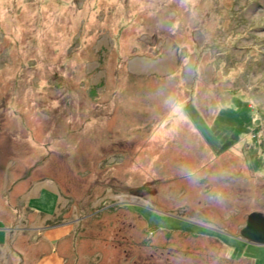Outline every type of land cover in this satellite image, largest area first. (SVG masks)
Segmentation results:
<instances>
[{
    "label": "rangeland",
    "instance_id": "1",
    "mask_svg": "<svg viewBox=\"0 0 264 264\" xmlns=\"http://www.w3.org/2000/svg\"><path fill=\"white\" fill-rule=\"evenodd\" d=\"M0 212L8 264H264V0H0Z\"/></svg>",
    "mask_w": 264,
    "mask_h": 264
},
{
    "label": "flooded vegetation",
    "instance_id": "2",
    "mask_svg": "<svg viewBox=\"0 0 264 264\" xmlns=\"http://www.w3.org/2000/svg\"><path fill=\"white\" fill-rule=\"evenodd\" d=\"M191 223H194L195 225H197V226H201L202 228L203 227H207V228H212V229H219V228H217L216 226L215 227H212V226H208V225H205V224H203V223H199V222H197V221H193V220H191V219H188ZM214 226V225H213ZM243 226H241V228H240V231H239V235L237 236H235L234 237V239H232V240H235V241H237V242H245V243H247V244H249V245H253V244H251V243H249V242H247V241H244L243 239H242V236H241V232H242V230H243ZM219 230H221V231H226V230H224V229H219ZM158 235H160V236H162V235H165V239L164 240H167L166 241V243H169V242H171V241H176V240H174V238L175 237H181L182 238V240L181 241H177V242H174V243H172V247H174L172 250L174 251V253H177V252H182V250L183 249H186L188 246L190 247V246H194V241H199V240H206V241H210V239H216V238H210V237H208V236H205V235H203V234H199V233H197V232H194V230L192 231V229H190V228H187V229H184V228H176V229H173V228H164V229H162V230H159V233H158ZM184 238V239H183ZM206 238H208V239H206ZM160 242V241H159ZM216 242L218 243V253L219 254H221V252L223 253V256L222 255H219V258L218 259H216V261H214V262H216V263H222V260H224L223 259V257L225 256V258L226 257H228V256H226V252H228L229 253V257H230V259L232 260V261H235L232 257H233V252H234V248L231 246V247H228V245H226V242H221V240H219V239H216ZM204 243L205 242H203V243H201V242H198L197 244H199V246H197L196 248H198L199 250H200V252H202L203 251V249L204 250H206V251H203V253H200L199 255H204V256H206V257H198V258H202V260L201 261H199V264H204V262H206V263H208V261L210 262V261H212L211 260V257H210V250H207V249H205L204 247H207L206 245H204ZM164 247H166V245H163ZM204 246V247H203ZM163 247V248H164ZM224 250H225V253H224ZM199 255H192V257L194 258L193 259V261L195 262V256H199ZM177 257V256H176ZM185 258V257H184ZM190 258V257H189ZM192 259V258H191ZM227 259V258H226ZM175 261H177V263L178 264H187V263H189V261L187 260V261H183V260H180V261H178L177 259L175 260ZM196 263V262H195Z\"/></svg>",
    "mask_w": 264,
    "mask_h": 264
},
{
    "label": "crops",
    "instance_id": "3",
    "mask_svg": "<svg viewBox=\"0 0 264 264\" xmlns=\"http://www.w3.org/2000/svg\"><path fill=\"white\" fill-rule=\"evenodd\" d=\"M43 189H49V190L54 191V192L57 193L56 190H53V189L48 188V187L38 188L34 193L33 192H30V189H29V190H26V195L24 196V202L25 201H28L30 198H33V197L38 196ZM59 211H60L59 210V207H57V213L60 216V212ZM27 212H28V208H27V211H25V213L27 214ZM0 214L1 215H4V216L6 215L5 213H1V212H0ZM54 218L55 217H50V216L45 217V216L37 215V214H34L33 213V214L30 215V221H28V224H27L28 229H25V226H26L25 225L24 226V229L21 230V232H24V233L29 232L31 235L40 236L42 239L44 237H47L49 239L57 238L59 240L60 238H62V236L64 235V233L66 232V230L68 231V229L71 228L72 223L71 222L70 223L68 222V223H64V224L59 225V226H54L55 224L51 223L53 220H54L53 222L55 223L56 219H54ZM17 226H18V224L16 223V227ZM19 229H16V230H14L13 228L10 229V233H8V239H9V237H10L11 234H13L14 236H18L19 235L18 234L19 233L18 232ZM3 239H4V237L2 236V241H3ZM18 240H17V242H18ZM43 248H45L44 245H43ZM53 248H54V250L57 249L56 246L53 247ZM62 248L65 251L68 247L66 245H64ZM11 253L12 252H11V250H10L9 247H7L6 245H1L0 246V264H2V258L6 254H8V257H7V264H8L9 254H11ZM54 258H56V257L55 256L48 257L45 260H43L41 262V264H45V263H47V264H55L54 261H53ZM34 260H35V263L34 264H36L37 261H39L37 259V255H35V259Z\"/></svg>",
    "mask_w": 264,
    "mask_h": 264
},
{
    "label": "water",
    "instance_id": "4",
    "mask_svg": "<svg viewBox=\"0 0 264 264\" xmlns=\"http://www.w3.org/2000/svg\"><path fill=\"white\" fill-rule=\"evenodd\" d=\"M242 239L253 245L264 246V215L253 213L241 232Z\"/></svg>",
    "mask_w": 264,
    "mask_h": 264
},
{
    "label": "bare ground",
    "instance_id": "5",
    "mask_svg": "<svg viewBox=\"0 0 264 264\" xmlns=\"http://www.w3.org/2000/svg\"><path fill=\"white\" fill-rule=\"evenodd\" d=\"M170 62H171V59L166 58L163 63H160L158 65H155V64L152 65V64L148 63V65L146 66L148 68H145V67H143V65H142V67H140L141 64L137 63V64H135L134 68L137 69L138 71L145 70V69H157L159 71H163V70L169 69V66L172 64V62L171 63Z\"/></svg>",
    "mask_w": 264,
    "mask_h": 264
},
{
    "label": "trees",
    "instance_id": "6",
    "mask_svg": "<svg viewBox=\"0 0 264 264\" xmlns=\"http://www.w3.org/2000/svg\"><path fill=\"white\" fill-rule=\"evenodd\" d=\"M117 46V43H115V47Z\"/></svg>",
    "mask_w": 264,
    "mask_h": 264
}]
</instances>
